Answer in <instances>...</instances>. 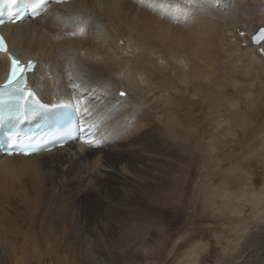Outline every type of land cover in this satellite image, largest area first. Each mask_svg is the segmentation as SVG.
Masks as SVG:
<instances>
[{"label": "bare ground", "instance_id": "6f19581e", "mask_svg": "<svg viewBox=\"0 0 264 264\" xmlns=\"http://www.w3.org/2000/svg\"><path fill=\"white\" fill-rule=\"evenodd\" d=\"M252 15L264 21V0H68L34 19L3 25L8 51L35 61L27 81L37 96L50 105L77 101L96 126L93 147L73 142L28 156L0 155V201L24 209L29 223L5 240L3 252L17 256L3 262L52 264L61 249L55 233L64 229H56L58 207L69 195L89 214L81 231L94 237L137 236L146 224L175 223L167 209L177 208L180 168L199 144L197 124L207 118L212 124L217 104L227 109L224 88L214 96L213 78L248 67L242 52L231 48L230 29ZM258 28L242 41L248 48L264 45V39L251 41ZM246 55L261 59L251 49ZM7 67V53L0 52V82ZM259 67L264 73L263 62ZM246 155L228 153L225 169L220 158L203 168L212 171V181L223 173L235 183L242 179L239 166L255 156ZM249 181L234 192L198 187L199 193L212 188L211 203L220 199L231 209L228 217L240 220L219 264H264V187L257 191ZM47 251L43 262L38 253ZM115 252L103 256L113 261ZM196 258L191 251L177 264H197Z\"/></svg>", "mask_w": 264, "mask_h": 264}, {"label": "rangeland", "instance_id": "374dc122", "mask_svg": "<svg viewBox=\"0 0 264 264\" xmlns=\"http://www.w3.org/2000/svg\"><path fill=\"white\" fill-rule=\"evenodd\" d=\"M253 17V15L250 18H246L245 16L243 23L239 24L236 28L230 29L234 33L235 38L231 48L233 51L235 50L234 53L237 56L242 52L244 59L241 63H244L245 60V64L248 67H245V70L242 72L234 67L236 71L232 69V74L229 77L226 75L225 77H220L218 74L219 76L216 75L217 77L213 78V83L215 87L217 86L214 96L215 98L218 97L221 88H224L222 96L225 97L224 103L227 109L225 110L221 103H219L211 111L210 117L213 116L212 118L214 119L212 124H209L208 118L203 121L201 120L197 124L200 132L199 144L193 148L194 150H191V154L187 155L182 168H180L181 181L177 189V208L173 209L172 206H169L167 209L169 214H172V210L174 211L172 216L173 219L178 218L175 220L176 222L171 223L168 220L167 223L160 220L161 222L157 221L158 223L152 222L146 224L144 227L146 230L143 229V232L137 236L120 234L116 236L101 235L102 237H94L88 232L81 231L83 227L87 228L89 222H85L84 220L89 214L84 215L79 211L81 206L75 205V196L69 195L70 198L66 196L67 200L69 199L66 202L67 204L58 207V211H60L58 213L61 215V218L56 220V229L64 228L70 231L66 239H63V235H65L63 233L64 229L58 233V236L55 233L57 246H60L61 249L55 250L56 252H54L51 260L52 264H177L191 251L197 253V264H219L226 253L225 250L229 249L228 246H230L231 240L234 237L235 230L233 228H235L234 226L240 220L234 221V219L228 217L231 209L224 207L220 203V199L215 204L211 203V189L213 186L220 189L224 187L230 192H234L237 189H241L243 184L249 185V179L255 181V189L257 191L264 187V73L259 70L261 69L259 63L263 62L264 65V45L258 47L253 45L254 47L251 48L250 46L248 48L247 44L242 43V41L248 39L253 29L264 26V21L258 20L257 16ZM246 48L248 49L246 50ZM249 49L257 57L260 56L261 59L256 60L247 57L246 54L249 52ZM207 143L211 144L212 148ZM228 153L255 156L249 158L250 161H247L245 165L239 166V169L244 171H241V180L232 183L229 178L225 177V174L220 173V176L212 181V171L207 172L203 168V164H210L211 167L214 164V160L216 161V159L220 158L219 166L225 169L229 166L228 163H230ZM209 181H212V183ZM228 181L232 183L231 187V183ZM201 184H211L209 186H212V188L208 187L206 191L199 193L198 187ZM236 186L239 188H236ZM193 196H196V199L193 200ZM247 211L249 212V210ZM247 211L245 213H248ZM27 218L28 214L24 213V209L16 207L12 203L9 204L7 201H0V228L4 226V234L0 235V251L2 252V256L0 253V264H6V259L17 256L16 253H12L8 249H5L7 250L5 252H10L11 254H5L3 251L6 246L3 243L7 237L9 238L12 235L15 229L24 230L29 226ZM15 221L18 222L16 223ZM60 242L62 244L69 242V244H66L64 248ZM174 242L173 252L167 257V251ZM112 252L118 254V256L114 257L113 261H109L107 260L108 258L103 256L105 254L109 256ZM38 256L43 262H47L49 261L50 254L47 251L45 255L38 253ZM3 257L6 258L5 262H3Z\"/></svg>", "mask_w": 264, "mask_h": 264}, {"label": "snow or ice", "instance_id": "6c2138e0", "mask_svg": "<svg viewBox=\"0 0 264 264\" xmlns=\"http://www.w3.org/2000/svg\"><path fill=\"white\" fill-rule=\"evenodd\" d=\"M47 0H0V5L6 4L9 11L8 17L9 21L15 23L22 20L25 14L35 15L38 13L39 8L44 6ZM4 9L0 7V16H3ZM4 20L0 19V24H3ZM0 51L7 52L8 49L4 44V38L0 37ZM11 61V66L9 69L8 79L3 86H0V103H4L3 96L8 95L10 100L16 102V112L20 114L21 112L28 111L24 108L25 103L33 98V93L27 90V85L25 83L26 73L31 71L33 64L29 62L28 64H21V62L11 56H8ZM6 90V91H5ZM15 93V95H13ZM123 95V93H121ZM37 107L44 108L45 105L39 104L37 102ZM55 108L57 105H52ZM35 111V109H32ZM86 146L93 147L90 143L86 142ZM11 147V145L9 146Z\"/></svg>", "mask_w": 264, "mask_h": 264}, {"label": "water", "instance_id": "95a60500", "mask_svg": "<svg viewBox=\"0 0 264 264\" xmlns=\"http://www.w3.org/2000/svg\"><path fill=\"white\" fill-rule=\"evenodd\" d=\"M264 39V26H260L257 31L252 35L251 41L253 44H259ZM175 246V242L171 245V247L167 251V256L173 252Z\"/></svg>", "mask_w": 264, "mask_h": 264}]
</instances>
